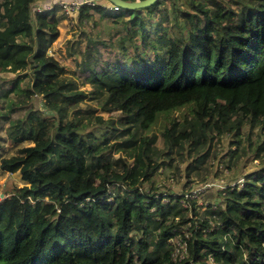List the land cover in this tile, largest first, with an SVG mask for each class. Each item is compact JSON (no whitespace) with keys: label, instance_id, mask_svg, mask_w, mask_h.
Segmentation results:
<instances>
[{"label":"trees","instance_id":"1","mask_svg":"<svg viewBox=\"0 0 264 264\" xmlns=\"http://www.w3.org/2000/svg\"><path fill=\"white\" fill-rule=\"evenodd\" d=\"M37 1L0 0V70L16 74L3 97H21L0 111V132L8 126L0 169L24 183L0 201V264H264V167L219 191L220 203L203 214L194 200L158 191L155 137L117 141L190 107L191 130L174 124L163 133L170 149L190 143L195 154L208 132L241 139L248 125L262 138L257 158L264 156V0H229L237 10L215 1L211 9L213 0L118 12L83 5L81 24L99 14L119 28L113 46L87 38L81 51L91 91L49 54L60 6L33 14ZM89 96L121 118L83 117L78 107ZM34 97L44 110L27 108ZM6 138L18 148L8 157ZM115 147L124 157L112 163ZM178 238L185 256L175 258Z\"/></svg>","mask_w":264,"mask_h":264},{"label":"rangeland","instance_id":"2","mask_svg":"<svg viewBox=\"0 0 264 264\" xmlns=\"http://www.w3.org/2000/svg\"><path fill=\"white\" fill-rule=\"evenodd\" d=\"M169 1L165 5L167 8H169ZM176 1L182 9L187 8L186 0ZM214 1L222 3L232 10H237V6L229 0L208 1L207 4L211 9H216ZM38 3L37 1V4L35 3L33 7L42 5ZM103 4L108 5L109 3L104 2ZM58 11V15L63 17L59 24L60 37L52 45L49 54L64 64L68 70V75L76 80L81 90L91 91L93 86L87 82V74L83 75L78 67L81 61V51L85 48L87 38L102 39L108 43H112L113 46V44L119 41V36H117L119 28L108 20L101 19L99 14H94L93 20L81 24L78 20V12L67 15L61 9ZM35 18L33 15V21H35ZM179 20L181 21V18ZM15 78V73L0 70V97L2 96L0 98V111L2 112L6 111L9 98L21 101V97L16 93L10 94L9 98L3 97L4 92L13 86ZM29 80V78L24 79L20 87H26ZM101 101V97L95 99L89 96L80 104L78 109H80L83 117H91L93 123L97 122L96 117H102L104 120H118L121 118L120 112L104 110L100 104ZM27 104V108L45 109L44 101L40 97H34ZM27 108L17 110L13 114V118L23 117ZM190 109V107H185L169 115L161 116L148 131H143L136 126L132 127L130 133L119 138L117 141H125L132 138V136L137 139L143 135L155 137L153 158L160 167L154 175L153 181L159 189L158 191L190 198L196 202L197 208L204 214L209 209V205L215 206L220 203L219 191L228 185H242L247 176L264 167V156L261 155L257 158L255 152L256 146L262 138L258 130L244 125L242 127L241 139L235 137L233 133L220 134L215 132L210 134L208 132V145L204 146L201 144L196 148L195 154L188 152L190 143H186L183 149L179 147L170 149L167 145L171 141L166 144L163 133L166 128L172 129L174 124L177 125V131L184 129L191 130V126L195 122H193V115ZM73 117L74 115L70 116V119ZM84 122L86 123L87 121L85 120ZM7 127L5 125L0 132L4 137H7ZM200 134L201 131L198 130L197 135ZM214 136L215 139L211 140L210 138ZM238 140H240V144L233 145ZM115 141V139H112L107 145H113ZM116 148L108 152L109 160L112 163L124 157L122 152L116 151ZM17 149L7 139L4 144L3 155L6 157L12 156L16 153ZM116 165H120V163L114 166L115 169H120V166ZM23 185L24 183L19 174L4 173L0 169V201L3 199L2 195L6 197L14 187ZM140 236L136 234L137 239ZM173 243H175L177 248L175 258L184 257L185 249L180 242V238L173 240Z\"/></svg>","mask_w":264,"mask_h":264},{"label":"built area","instance_id":"3","mask_svg":"<svg viewBox=\"0 0 264 264\" xmlns=\"http://www.w3.org/2000/svg\"><path fill=\"white\" fill-rule=\"evenodd\" d=\"M126 1H137L140 2L142 0H126ZM100 2H107L109 3L108 5H105L109 10L118 12L120 10V7L111 4L109 0H59L57 4L60 6L61 10L63 13L67 15H71L74 13L79 12L80 8L83 5H89V6H95L99 4ZM54 4H44V5H38L33 7V12L34 13H42L43 11H50L54 8Z\"/></svg>","mask_w":264,"mask_h":264},{"label":"water","instance_id":"4","mask_svg":"<svg viewBox=\"0 0 264 264\" xmlns=\"http://www.w3.org/2000/svg\"><path fill=\"white\" fill-rule=\"evenodd\" d=\"M112 4L120 7L122 10L133 11V10H141L148 8L154 5L158 0H142L140 2L137 1H126V0H109ZM3 199L5 198L2 195Z\"/></svg>","mask_w":264,"mask_h":264},{"label":"crops","instance_id":"5","mask_svg":"<svg viewBox=\"0 0 264 264\" xmlns=\"http://www.w3.org/2000/svg\"><path fill=\"white\" fill-rule=\"evenodd\" d=\"M59 0H38V4H42V5H46V4H57V2H58ZM36 4H37V2H36ZM59 14V13H58Z\"/></svg>","mask_w":264,"mask_h":264}]
</instances>
